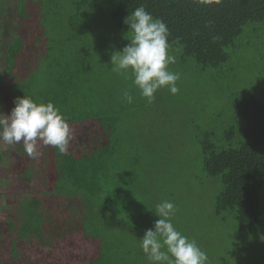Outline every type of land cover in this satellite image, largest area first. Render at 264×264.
<instances>
[{"label": "trees", "instance_id": "obj_1", "mask_svg": "<svg viewBox=\"0 0 264 264\" xmlns=\"http://www.w3.org/2000/svg\"><path fill=\"white\" fill-rule=\"evenodd\" d=\"M15 5L14 29L0 39L5 42L0 103L10 114L15 99L25 94L37 102L51 100L74 135L67 154L41 142L42 155L32 170L23 171L27 164L19 161L17 184L24 189L0 205L6 214L0 220L5 227L0 264H150L135 240L157 216L153 205L145 204L139 180L126 177L131 165L140 163L125 151L126 143L142 138L153 169L152 159L158 162L159 154L164 159L178 143L173 144L166 115L172 122L195 123L193 102L232 100L240 132L235 126L196 124L204 172L221 184L207 225L224 233L212 237L220 245L212 242L208 264H264V0H17ZM140 6L167 24L175 57L169 67L180 74L179 93L162 88L151 104L133 84L131 70L127 78L111 70L112 53L130 43L126 18ZM255 43L261 45L256 53ZM124 91L131 92L132 103ZM183 100L182 108L162 109L163 103L174 107ZM189 109L191 116L185 115ZM21 148L22 142L15 151ZM120 151L130 157L122 161L124 170ZM117 167L125 176L122 185L111 180ZM61 185L68 186L65 193ZM128 203L138 207L141 235L125 218L135 207ZM202 219L193 233L172 222L201 243L210 230ZM135 250L136 258L128 260ZM121 251L128 254L120 259ZM118 256L119 262L111 263Z\"/></svg>", "mask_w": 264, "mask_h": 264}, {"label": "rangeland", "instance_id": "obj_2", "mask_svg": "<svg viewBox=\"0 0 264 264\" xmlns=\"http://www.w3.org/2000/svg\"><path fill=\"white\" fill-rule=\"evenodd\" d=\"M16 1L17 0H0V39L3 38L4 33L6 34L10 31H8V28H10L11 30L14 29L12 27L15 23V20H17L15 18V15L17 13V6L15 5ZM4 45L5 42L0 41V83L2 82V73L4 70V49L2 48V46ZM260 47V44L255 43V47L252 51H254L255 53L258 52ZM229 63H227L228 66ZM230 64L232 66L234 65L232 63ZM236 87L238 88L237 85ZM165 91L168 92L169 90L166 89ZM168 97L172 98V95H168ZM237 98H239V96ZM1 101H3L2 96H0V102ZM171 101L168 102V104H172ZM185 101L186 100H183V104H176L174 107L173 105L169 107L167 103H163L162 105H165L166 109L164 107L162 109L165 113L168 111H175L177 106H180L181 108L184 107ZM233 102L234 100H232L230 103H216L215 105H212V103H210L209 105H204L200 102H193L195 110L192 118L196 120L195 123H192L190 121V118L188 124H185V119L172 122L173 120H170V118L168 120V116L166 115V117L164 118L165 120H167L168 127L172 128L173 130L171 134L173 138V144H175L177 140L178 143L176 144V148L173 145L175 151L173 150L170 151V153H167L166 156H164V159L160 158V154L157 156L158 162L152 159L153 169L147 161V151L145 150L147 149V147L142 141V138L134 137L132 138L133 140L130 139L129 143H126L125 151L129 153L132 158H137L140 161V163L138 164L135 163L131 165L130 175H127L126 177L135 183L139 180L137 186L143 193L142 198L145 204H148L149 206L153 205V207H151L153 208L152 212L155 213V207L165 200L173 202L176 206V212L172 217V221L174 220L176 226L180 228V230L183 227L189 233L195 232L201 225L200 224L197 227V224L200 222L201 218L206 221L204 226L210 223V221L208 220L211 212V205L213 204V195L218 192L221 187L218 177H209L204 172L201 148L197 143L195 137V134L197 132L196 124L203 122V126L206 127L205 122H208V125L210 124L211 128L221 127L225 129H229L231 126H235L236 131H239L241 127L240 121L236 119L235 114L231 111ZM224 106L227 108V110L223 115H221ZM6 111L7 105L6 110H4L3 103H0V112L7 114ZM192 113L193 110L189 109L188 112L185 113V115L191 116ZM176 122V126L171 125L172 123ZM160 123L161 122L159 121L158 123H156V125L160 127ZM132 135L135 134L132 133ZM16 145L17 144L5 145L2 141H0V151H3L2 154L5 155V157H2V161L0 164V205L2 206L6 205V201L9 195L15 194L17 196L24 189L22 182L21 184H17V171L21 168V164H19V161L22 164H27L26 166L22 167L23 171L26 170V168L32 170V167H35L36 165V158H30L25 153L23 155V148H21V151H19L18 149L17 151H15ZM117 159L119 160V166L121 168V164L123 163L122 161H130V157H126V154H122L121 151L119 152V154H117ZM10 168L13 169L14 173L10 170ZM124 177L125 176L123 175L122 170L118 169L117 167L116 174L113 178H111L113 185H119L120 183L122 185V180ZM145 181H147V183H145ZM125 186H129V183H125ZM51 187L55 188L56 185L51 184ZM62 189H65V193L68 190V186L61 185L60 191ZM30 190L32 191L33 188L30 187ZM153 193L155 194V196L152 198ZM149 199H152V201H148ZM153 199H156V201H154ZM82 201L83 200L81 199V197L77 200V202L81 204ZM128 206L135 207L133 209V213L128 214L127 216H125V218L132 226L135 227L137 232L140 234V227L137 223V219L140 220L137 214L138 207L136 204L132 206L129 203ZM5 215L6 214L4 213V211H0V220L4 221L6 218ZM157 219H159L158 216ZM154 223L151 226L143 225V235L145 234L147 229L154 228ZM211 226L212 224L207 225V227L210 228L208 232L206 231L207 236L201 239V243L197 242L200 247L202 246L201 249L207 253L208 259H212L211 256L213 250L211 249V246L214 245V247H218L220 245V239L211 241L212 237L219 236L220 233H224V231H222L221 229L220 231L212 230ZM193 229H195V231H192ZM4 230L5 227L0 225V231ZM203 245H207V247L209 245V247H206L205 249ZM138 253L139 252H137L136 250L130 253V255L128 256L130 259L128 260H131L134 255L136 258ZM136 262L139 263L138 261Z\"/></svg>", "mask_w": 264, "mask_h": 264}, {"label": "clouds", "instance_id": "obj_3", "mask_svg": "<svg viewBox=\"0 0 264 264\" xmlns=\"http://www.w3.org/2000/svg\"><path fill=\"white\" fill-rule=\"evenodd\" d=\"M126 23L132 34L130 43L112 53L111 70L126 78L131 70L133 84L149 104L162 88H167L173 95L178 94L180 74L169 67L175 63V57L170 54L167 24L144 6L132 11ZM123 97L128 103L133 102L130 91H124ZM14 104L10 114L0 112V141L5 145L22 142L24 153L33 159L42 155L41 142L53 147L60 155L67 154L73 130L66 115L53 101L37 102L25 94L17 97ZM175 212V204L168 200L155 207L159 219L154 228L147 229L139 239L147 260L150 264H208L207 253L197 241L184 235L173 224Z\"/></svg>", "mask_w": 264, "mask_h": 264}, {"label": "crops", "instance_id": "obj_4", "mask_svg": "<svg viewBox=\"0 0 264 264\" xmlns=\"http://www.w3.org/2000/svg\"><path fill=\"white\" fill-rule=\"evenodd\" d=\"M120 229V228H119ZM121 230V229H120ZM137 243V245L136 246H139L140 247V243H139V239H136L135 240V244ZM130 245V244H129ZM123 248V247H122ZM114 250H116V249H114ZM117 251V250H116ZM116 251H113V252H116ZM120 253V259H121V257L122 256H127V251H125V253H124V251H121V252H119ZM119 255V254H118ZM119 258V256L117 257V258H115L114 260H112V262L111 263H118L119 261L117 260Z\"/></svg>", "mask_w": 264, "mask_h": 264}]
</instances>
